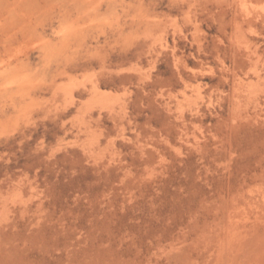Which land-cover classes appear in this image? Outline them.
<instances>
[{
  "label": "rangeland",
  "instance_id": "rangeland-1",
  "mask_svg": "<svg viewBox=\"0 0 264 264\" xmlns=\"http://www.w3.org/2000/svg\"><path fill=\"white\" fill-rule=\"evenodd\" d=\"M0 264H264V0H0Z\"/></svg>",
  "mask_w": 264,
  "mask_h": 264
}]
</instances>
